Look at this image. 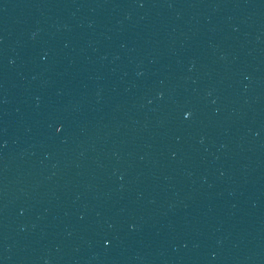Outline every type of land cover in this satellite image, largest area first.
<instances>
[{
    "label": "water",
    "instance_id": "obj_1",
    "mask_svg": "<svg viewBox=\"0 0 264 264\" xmlns=\"http://www.w3.org/2000/svg\"><path fill=\"white\" fill-rule=\"evenodd\" d=\"M0 264H264V0H0Z\"/></svg>",
    "mask_w": 264,
    "mask_h": 264
}]
</instances>
